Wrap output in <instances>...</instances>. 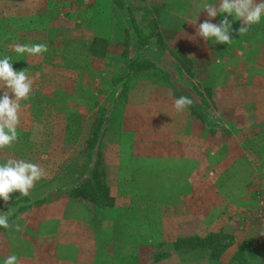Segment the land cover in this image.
I'll list each match as a JSON object with an SVG mask.
<instances>
[{"label": "rangeland", "instance_id": "374dc122", "mask_svg": "<svg viewBox=\"0 0 264 264\" xmlns=\"http://www.w3.org/2000/svg\"><path fill=\"white\" fill-rule=\"evenodd\" d=\"M128 2L141 26L138 31L125 8L112 0H0V58L11 57L13 68L25 69L33 80L29 98L20 102L18 140L0 149V164L24 159L46 172L28 196L17 191L7 204L0 199V212H13L12 227L0 228L1 259L15 254L18 264L25 257L32 258L31 264H46L44 227L59 222L52 215L62 209L69 215L75 211L80 224L71 237L89 241L94 231V240H105L114 224L106 216L112 204L106 182L122 163L140 161L135 168L142 167L143 178L182 179L184 169L168 172L163 166L171 156L178 163L186 158L199 161L200 152L186 150V144L201 138L208 149L201 154L209 160V190L216 188L217 175L225 181L221 185L228 187L227 194L233 176L251 185L255 175L264 172V163L257 164L264 153V17L247 34L233 32L231 44H218L197 36L189 22L195 20L202 0H190L188 7L170 0ZM206 18L201 10L196 23ZM240 23L233 21V29ZM35 43L47 44L48 51H14L16 44ZM180 96H188L193 104L178 112L173 104ZM247 156L256 163L251 171L243 161ZM234 158H242L237 166H231ZM154 160L160 166L153 168ZM249 190L258 192L260 200L255 226L250 227L256 230L248 235L252 239L264 232V193ZM203 200L209 210L201 222L192 224L202 226L203 238L213 242L208 251L199 249L184 258L197 259L196 254L205 252L209 258L202 257L210 262L186 264H225L220 246L232 240L238 221L224 219L220 227L216 198ZM44 203L51 204L50 213ZM177 217L186 226L194 216L181 210ZM249 249L257 260L253 264H264V248ZM170 250L140 246L121 264H139L143 255L156 259Z\"/></svg>", "mask_w": 264, "mask_h": 264}, {"label": "crops", "instance_id": "0c3cea01", "mask_svg": "<svg viewBox=\"0 0 264 264\" xmlns=\"http://www.w3.org/2000/svg\"><path fill=\"white\" fill-rule=\"evenodd\" d=\"M172 5H179L188 7L190 0H170ZM192 139L195 137L191 134ZM203 145V147H202ZM176 150V146H175ZM186 150L199 151L200 160L193 162V159H185L180 163L176 162V158L170 157L169 161L163 166L168 172H176L179 169H184L186 174L182 179L167 178L160 176L159 179L143 178L142 167L139 166L140 161L133 162V160L124 165L120 164L112 181L106 182L109 200H112L111 206L106 208L108 222H114L111 226V233L107 236L108 228L104 227L105 235L108 237L105 240H94V231L91 234V239L82 240L71 237L76 235L77 228L80 224L74 215H69L65 209L59 212H53V217L59 222L52 227H44V263L50 264H121L122 259L129 251L136 250L138 247H148L160 249L163 247H171V250L162 258L150 259L147 254L139 258V264H186V263H207L210 262L208 255H200L199 258H182L175 250L174 245L178 238L200 237L202 226L200 229L195 228L196 225L192 223L201 222L209 210L208 205L204 206L203 197H215L217 216H221L223 224L224 219L229 222H236L232 228L233 238L228 242L227 247L223 250L222 258L225 264L238 263L234 256L237 250L242 246L243 254L246 261L255 263L256 258H252L248 253L249 248L253 246H260L264 248V232L248 238L249 234H253L255 229L250 228L255 226V220L258 215L257 209L260 208V200H258V192L249 190L260 189L264 193V172L255 175V179L251 185L247 182L238 181L235 176L232 177V190L228 187L222 186L225 181H220L219 176H216V188L209 190L208 176L206 170L209 168V160L203 158L201 152L208 150L204 146L202 139L196 140L195 144H186ZM262 157L257 164L264 163V153H260ZM248 157V156H247ZM244 158L248 171H251L252 163L250 157ZM241 159L234 158L231 166H237ZM261 161V162H260ZM153 168L158 164V160H154ZM220 164V161H217ZM160 166V165H159ZM142 171V172H141ZM211 171V170H210ZM141 172V173H140ZM213 172V171H211ZM247 201L246 210L242 211V203ZM252 201V202H250ZM51 204L44 203V210L49 209ZM259 205V206H258ZM200 208V210H197ZM184 211L186 214L194 216L190 219L191 224L182 223L178 216V211ZM243 214L242 219L238 215ZM49 215V214H48ZM199 215V216H198ZM251 217H247L250 216ZM246 216V217H245ZM74 221H69L68 219ZM70 223H66V222ZM107 225V223H106ZM46 226H49L48 224ZM104 226V225H103ZM258 230H262L261 226H257ZM63 228V229H61ZM264 230V226H263ZM162 243L164 245H162ZM138 246V247H137ZM158 250L157 252H159ZM56 254V259L52 257ZM207 258H203V257ZM4 259L0 258V264H3ZM32 258L25 257L21 264H31ZM262 262L264 263V257Z\"/></svg>", "mask_w": 264, "mask_h": 264}, {"label": "clouds", "instance_id": "9594fccd", "mask_svg": "<svg viewBox=\"0 0 264 264\" xmlns=\"http://www.w3.org/2000/svg\"><path fill=\"white\" fill-rule=\"evenodd\" d=\"M198 13L194 21H189L195 28V34L205 42L209 40L218 44H231L232 33L238 35L247 34L252 25L258 24L264 17V0H218L217 4L207 3L206 0L197 6ZM204 10L206 19L199 24L196 23L197 16ZM226 14L217 23L212 18ZM229 16L232 20H229ZM239 20L240 27L233 29L232 23ZM14 51L18 54L40 55L48 51L45 43L16 44ZM11 57L0 58V149L10 147L18 140L17 127L20 123L21 101L27 100L32 92L33 80L29 78L25 69L16 70L13 68ZM193 104L188 96H180L174 99L176 111H183ZM46 175L45 170L38 164L24 159L9 158L0 164V199L6 204L13 192H19L22 196H28L35 183ZM12 210L0 212V228L12 227L9 217ZM15 230L20 231L21 225L16 224ZM3 264H18V257L15 254L8 255Z\"/></svg>", "mask_w": 264, "mask_h": 264}, {"label": "trees", "instance_id": "16d2710c", "mask_svg": "<svg viewBox=\"0 0 264 264\" xmlns=\"http://www.w3.org/2000/svg\"><path fill=\"white\" fill-rule=\"evenodd\" d=\"M112 2L117 3L118 6H120V7L122 6V7L125 8L124 10H126V12H128V15L131 17V20H132V23H133V30L134 31H138L141 28V26L139 24V21L134 16L133 6L130 5L128 0L127 1L126 0H112ZM124 5H128V6H124ZM97 42H99V41L96 40V39L93 41V43H95V44H97ZM210 236H213V235H210ZM208 238H210V237H206V238H200V237L178 238L176 240V242H175L174 248L180 254V257H182V258H184V256H186V257L187 256H191V252H195L196 253L197 250H199V249L202 250V251L203 250L208 251V249H209L208 245L213 242V241H209ZM195 240H197L198 242H195ZM226 247H227V244L220 246L222 251ZM211 251H213V250H211ZM211 253H213V252H211ZM199 255H208V253L203 252V253L196 254V256H199ZM164 256H165V254H163L161 257H158V258H162ZM214 256H217V254L214 255ZM234 259L238 260L237 264H241V263L244 264L245 262L247 264H249L246 261V258L244 257L243 247L242 246L237 250V252H236V254L234 256Z\"/></svg>", "mask_w": 264, "mask_h": 264}]
</instances>
